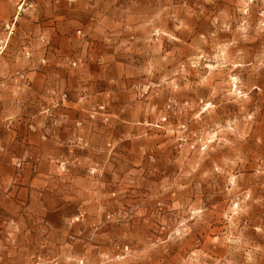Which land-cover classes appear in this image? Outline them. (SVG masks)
Returning a JSON list of instances; mask_svg holds the SVG:
<instances>
[{
	"label": "rangeland",
	"instance_id": "1",
	"mask_svg": "<svg viewBox=\"0 0 264 264\" xmlns=\"http://www.w3.org/2000/svg\"><path fill=\"white\" fill-rule=\"evenodd\" d=\"M29 68L47 123L62 70L76 127L135 125L99 211L74 223L20 202L0 142V264H264V0H0V88ZM70 160L54 159L59 178Z\"/></svg>",
	"mask_w": 264,
	"mask_h": 264
},
{
	"label": "crops",
	"instance_id": "2",
	"mask_svg": "<svg viewBox=\"0 0 264 264\" xmlns=\"http://www.w3.org/2000/svg\"><path fill=\"white\" fill-rule=\"evenodd\" d=\"M11 74L16 78L2 80L4 86L0 88L3 120L0 142L7 152H12L9 145L15 144L17 149L14 156L20 160V202H26L31 197L32 202L39 203L48 213V223L56 218L74 223L79 214L98 212L102 206L100 202H104L105 177L114 179L120 176L124 166L121 158L128 157L121 148H116V140L121 139L119 134L125 133V139L131 137L128 130L133 122L127 117L120 120L112 118L109 124L97 120L86 121L83 127H76L77 118L87 114L80 107L81 103L66 100L72 77L69 72L61 70L60 77L51 79L50 83L59 82L54 89L61 95L63 103L53 108L54 118L47 123L44 115L47 104L42 102L43 98H47L46 83L40 73L29 68L20 75L25 80L16 72L7 73ZM30 80H33L32 84ZM27 81L29 85H26ZM105 91L108 90H94L90 100L100 102L108 99ZM111 93L114 99L115 93ZM113 110L116 112L115 108ZM83 139L87 148L82 150L77 142ZM61 155H68L71 162L66 176L59 178L54 159ZM117 160L120 163L115 162ZM93 166H99L102 173L91 175L89 170Z\"/></svg>",
	"mask_w": 264,
	"mask_h": 264
},
{
	"label": "built area",
	"instance_id": "3",
	"mask_svg": "<svg viewBox=\"0 0 264 264\" xmlns=\"http://www.w3.org/2000/svg\"><path fill=\"white\" fill-rule=\"evenodd\" d=\"M14 27H15V22L10 21V22H7L6 23V29H8L10 32L13 31ZM81 32L82 31L79 30V33H81ZM73 64L76 65L77 63L74 62ZM100 108H104V106H100ZM61 168H62V170H65L66 169V162H62L61 163Z\"/></svg>",
	"mask_w": 264,
	"mask_h": 264
}]
</instances>
